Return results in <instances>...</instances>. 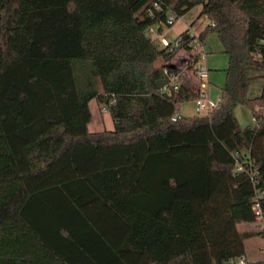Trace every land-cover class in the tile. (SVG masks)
<instances>
[{"label": "trees", "instance_id": "obj_1", "mask_svg": "<svg viewBox=\"0 0 264 264\" xmlns=\"http://www.w3.org/2000/svg\"><path fill=\"white\" fill-rule=\"evenodd\" d=\"M154 1L0 0V264H224L264 238L239 229L254 187L234 172L249 154L264 192V0ZM197 6L227 64L218 105L184 116L196 91L161 92L179 70L155 62L187 31H146ZM112 97L113 128L89 131Z\"/></svg>", "mask_w": 264, "mask_h": 264}, {"label": "rangeland", "instance_id": "obj_2", "mask_svg": "<svg viewBox=\"0 0 264 264\" xmlns=\"http://www.w3.org/2000/svg\"><path fill=\"white\" fill-rule=\"evenodd\" d=\"M196 12H197V7L190 9L184 15L176 17L171 25L162 24L160 31L157 30L158 27L157 25L152 26V28L146 31V35L151 39L154 45H156L158 48H161L163 46L160 42L161 37H164L168 42H172L176 40L179 34H181L185 30H187V35L191 33V30L198 31L199 28H202L207 23V20L202 19L203 22L200 24L195 20L191 26V22L194 20V17L197 14ZM198 18L200 17L197 15L196 19ZM207 38H208L207 42H205V46L208 52L207 62L201 61L200 64H202L205 68H207L209 83H207L205 89L208 91L209 98L215 101L217 97L220 96V87L224 81L223 69L226 67L227 58L223 53L218 52L216 50V47L219 45V41L217 39L216 34L210 33ZM180 40L184 41L185 39L181 38ZM181 49L184 48H180L176 50L171 56L172 57L171 59H174L175 57L174 62L176 64L185 66L184 60L186 53H183L184 55L182 53H179V51H182ZM179 54H182L183 57L182 56L180 57ZM163 61L161 59L156 60L155 66H159ZM166 61L167 60H165V62ZM178 70L181 71L180 68H178ZM187 73L193 76V74H191L190 71H188ZM258 84H260V81H256L251 85L248 92L249 96L255 95L254 94V90L256 89L255 86H258ZM205 89L203 90L205 91ZM103 106L106 105L99 103V101L96 98H92L89 101L88 107L91 116L90 121L87 124V129L89 131L96 132L104 129L111 130L113 128V123L109 115V112L108 111L102 112L101 110ZM180 113L184 116L195 115L196 112L194 110L193 100L183 102L180 107ZM234 113L241 127L254 123L253 119L251 118V114L246 107L238 105L235 108ZM199 114L203 115L205 113L201 112ZM254 228H257V226H255L253 223L239 225L240 230H244V229L253 230ZM244 243L246 249L245 256L247 257L248 260H257L259 258H264V253L262 252V246L264 245V240L260 239V237L255 236L246 239Z\"/></svg>", "mask_w": 264, "mask_h": 264}, {"label": "built area", "instance_id": "obj_3", "mask_svg": "<svg viewBox=\"0 0 264 264\" xmlns=\"http://www.w3.org/2000/svg\"><path fill=\"white\" fill-rule=\"evenodd\" d=\"M153 7L156 9H159L158 2L155 0L153 3ZM148 13L151 14V10L148 9ZM175 17L173 15H169L167 17V25H171L174 22ZM209 23V22H208ZM152 28V27H150ZM149 28V29H150ZM184 41L177 40L175 41L172 46L169 48L170 52H175V48L180 47L182 44L186 45V48H184L187 51V55L185 56L184 65L179 67L181 71H179L178 74H171L167 71L166 68H164V73L168 75V82L164 84L161 88V92H170V90H176L180 84L182 83V78L180 72L182 70L191 72L195 78L198 80V88L195 90L197 93V97L193 100L194 103V110L196 113L204 112L205 114L211 111L213 108H215L219 101L220 96L217 97L215 101L211 100L208 96V91L205 89L208 83V71L207 68H205L200 62H207V56L208 52L205 46V42L200 40L199 33L197 31L191 30V33L188 34ZM167 43H165L166 45ZM172 53V54H173ZM178 69V68H177ZM187 71V72H188ZM185 75V74H184ZM205 89V91L203 90ZM114 103V98H110L108 101V104L106 106H103L101 108L102 112L108 111V105H111ZM175 120V117L172 118ZM235 159V167L234 172H245L249 179L252 182V185L254 187V195L252 198L251 203V210L253 212L254 220L253 224L257 226V228H264V210L261 206V199L264 196V192L256 187L257 184V178H256V168L254 166V162L252 158L249 156V154H246L243 161H241L238 157V154H234ZM262 252L264 253V245L262 246ZM249 260L245 255L237 256L230 258L228 261H226L224 264H248Z\"/></svg>", "mask_w": 264, "mask_h": 264}, {"label": "crops", "instance_id": "obj_4", "mask_svg": "<svg viewBox=\"0 0 264 264\" xmlns=\"http://www.w3.org/2000/svg\"><path fill=\"white\" fill-rule=\"evenodd\" d=\"M199 10H200V7L199 6H197V14L195 15V17H194V20L191 22V26H192V24L194 23V21L196 20L197 22H199V24L200 23H202L203 22V20L202 19H205V20H207L205 17H203V16H200V18H198V19H196V17H197V15H198V13H199ZM199 20V21H198ZM207 23H208V21H207ZM206 23V24H207ZM205 24V25H206ZM205 25L202 27V28H199L198 29V33L205 27ZM157 30H158V27H157ZM185 31H187V30H185ZM184 32V31H183ZM208 37V36H207ZM207 39L208 38H206V41H204V42H207ZM219 41V40H218ZM160 42H161V44L162 45H165V43H168V41L164 38V37H161L160 38ZM218 47V48H217ZM216 47V50L218 51V52H221V53H223L224 55H225V53L223 52V50H222V48H221V44H220V42H219V45ZM182 51H179V53H186V55H187V51L185 50V49H181ZM182 54H179V56L181 57L182 56ZM184 55V54H183ZM185 55V56H186ZM177 57V56H176ZM183 57V56H182ZM225 57L227 58V56L225 55ZM172 57H170L166 62L165 61H163V59H161L163 62H161V64H163V63H166V65L168 64V65H171V66H173V67H176V68H179V67H181L182 65H179V64H176L174 61H175V57H174V59H171ZM160 64V65H161ZM178 65V66H177ZM180 74L182 75L181 76V78H182V83L183 84H185L186 86H188V87H192L194 90H196L197 88H198V80H197V78H195V76H192V75H189V73H187V71H185V70H182V72H180ZM185 74V75H184ZM189 75V76H188ZM208 83H209V81H208ZM253 84V83H252ZM251 84V85H252ZM251 85H250V87H251ZM256 85V84H255ZM256 87V89L254 90V96H258L260 93H261V90H262V87H263V81H261L260 80V84H258V86H255ZM250 89V88H249ZM253 95L252 96H250V97H254ZM260 239H262V240H264V238H261L260 237ZM259 259H262V258H259Z\"/></svg>", "mask_w": 264, "mask_h": 264}]
</instances>
